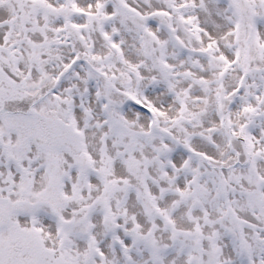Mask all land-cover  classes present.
Here are the masks:
<instances>
[{
    "label": "rangeland",
    "instance_id": "obj_1",
    "mask_svg": "<svg viewBox=\"0 0 264 264\" xmlns=\"http://www.w3.org/2000/svg\"><path fill=\"white\" fill-rule=\"evenodd\" d=\"M28 1L31 73L16 98L20 64L0 50V148L17 172L10 194L0 190V254L15 248L18 264H63V255L85 264H264V0ZM71 38L79 43L67 61ZM74 62L100 86L103 122L120 145L90 133L106 184L129 188L107 203L62 106ZM175 83L173 101L166 88ZM67 160L77 166L68 177ZM39 212L62 232L77 229L50 251Z\"/></svg>",
    "mask_w": 264,
    "mask_h": 264
},
{
    "label": "bare ground",
    "instance_id": "obj_2",
    "mask_svg": "<svg viewBox=\"0 0 264 264\" xmlns=\"http://www.w3.org/2000/svg\"><path fill=\"white\" fill-rule=\"evenodd\" d=\"M28 4L32 5L33 2L28 0H0V50L12 52L14 55L16 54V59L20 64L19 71L13 78L12 96L14 98L18 97V87L21 83L22 76L24 74L31 73V66L26 61L25 52L23 49L24 43L29 41L31 38L30 32L33 33L35 30V23H33L34 19L32 17L33 9L29 8ZM39 22L43 21L39 19ZM88 38L89 37H85V39ZM70 41L72 45L70 44L69 46V52H66V54L62 56V59L67 58V61L69 58H71L70 55L72 50L75 48L74 45L79 43L78 40L76 41L72 38ZM59 61L62 62L61 59ZM59 69L60 65L58 67H53L55 72H57ZM66 80L71 85V87L69 90L70 92L66 90L62 93V106L66 111H68L78 131L84 137L88 154L85 156L83 168L86 170L96 171L98 177H101L102 183H104L106 186L104 189H101L103 193L99 195L98 200L102 203H107L114 193H127L129 188L125 185L115 188L109 184H106L107 179L103 167L104 161L106 162V158L103 156L102 152L90 147V139H93L90 138V133H95L98 138L103 137L101 139H106L109 144H113V146L119 147L120 145L119 143L115 142L111 132L107 129L105 123L103 122V116L100 112L102 105V92L92 73L83 65L74 62V72L66 76L65 81ZM76 84L78 85L77 91L75 90ZM90 84L94 85L95 87L97 85L98 89L96 92L92 91V85ZM160 84L163 85V83ZM163 88H165V85H163ZM59 89L61 90V87H59ZM167 93L168 96H172L173 101L176 99L178 95L176 83L174 84L172 91H169L166 88V95ZM101 139H99V142H101ZM29 155L31 159H36L35 154L30 153ZM75 164L76 163L71 160L66 161L67 177L70 170L74 167H77ZM34 172L37 173L38 171ZM15 173L17 172H15V170L10 167V164L6 160H4L0 148V175L2 179L0 182V190L5 194H10L11 192V185L14 181ZM37 176H39V173ZM68 191L71 194V190L69 188ZM93 201H95V196L94 194H91L87 200V204H90V202ZM69 205H73L72 197L70 199ZM83 205H86V201L83 202ZM37 214H40V216L37 217L39 232L43 241L45 242V245L50 251H53L56 248L55 242L64 238L63 236L65 234L66 236H70L71 232L73 233V231L77 229V225L74 224L72 229H67L62 232L55 226V220L49 214L46 212H39ZM62 263L85 264L83 258L78 255H63Z\"/></svg>",
    "mask_w": 264,
    "mask_h": 264
},
{
    "label": "flooded vegetation",
    "instance_id": "obj_3",
    "mask_svg": "<svg viewBox=\"0 0 264 264\" xmlns=\"http://www.w3.org/2000/svg\"><path fill=\"white\" fill-rule=\"evenodd\" d=\"M7 249H8V247L6 246L4 252H2L0 254V264H14V262H16L18 264L20 259L16 255V249L12 248L9 255H7V252H8ZM0 250H2V249H0ZM20 255H21V251H20Z\"/></svg>",
    "mask_w": 264,
    "mask_h": 264
},
{
    "label": "water",
    "instance_id": "obj_4",
    "mask_svg": "<svg viewBox=\"0 0 264 264\" xmlns=\"http://www.w3.org/2000/svg\"><path fill=\"white\" fill-rule=\"evenodd\" d=\"M20 264H24V262L22 263V262H20Z\"/></svg>",
    "mask_w": 264,
    "mask_h": 264
}]
</instances>
